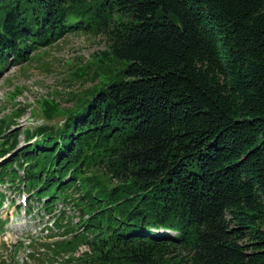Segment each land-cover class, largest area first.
<instances>
[{"label": "trees", "instance_id": "trees-1", "mask_svg": "<svg viewBox=\"0 0 264 264\" xmlns=\"http://www.w3.org/2000/svg\"><path fill=\"white\" fill-rule=\"evenodd\" d=\"M89 32L123 68L70 108L46 98L63 124L16 153L23 109L0 116V158L37 194L80 182L84 264H264V0H0V71Z\"/></svg>", "mask_w": 264, "mask_h": 264}, {"label": "rangeland", "instance_id": "rangeland-1", "mask_svg": "<svg viewBox=\"0 0 264 264\" xmlns=\"http://www.w3.org/2000/svg\"><path fill=\"white\" fill-rule=\"evenodd\" d=\"M106 47L104 39L93 32L72 34L49 47L40 48L30 56L29 62L22 65L9 63L0 72V116L8 119L14 111L23 109L19 117L9 126L11 130L15 129L19 136V146L13 153L19 151L26 143L22 130L34 133V129L41 126L63 124L61 116L51 121L43 119L42 112L45 111L43 102L46 98L54 101L51 104L58 108L57 111L67 109L79 99L85 100L90 97L89 92L102 88L117 76L123 68L120 63L112 60L108 62L109 67L98 59ZM100 66L109 72L104 73L100 70ZM12 94L14 99L11 97ZM60 113L64 115L63 112ZM31 140L34 141L36 138L32 137ZM14 166L19 170L22 169L19 159L9 162L3 168L2 173L8 180L20 178L13 169ZM36 175L37 173H34L35 177ZM42 186L43 183H40L34 187V190L37 191ZM59 195L56 187H52L49 191L45 189L38 198L48 199ZM3 225L4 222L1 221V232Z\"/></svg>", "mask_w": 264, "mask_h": 264}]
</instances>
